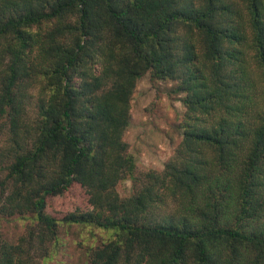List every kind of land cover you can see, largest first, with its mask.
Masks as SVG:
<instances>
[{
    "label": "trees",
    "instance_id": "obj_1",
    "mask_svg": "<svg viewBox=\"0 0 264 264\" xmlns=\"http://www.w3.org/2000/svg\"><path fill=\"white\" fill-rule=\"evenodd\" d=\"M149 74L183 138L160 173L123 140ZM131 180L133 193L117 185ZM0 264H41L59 228L112 238L88 264H264V0H0Z\"/></svg>",
    "mask_w": 264,
    "mask_h": 264
},
{
    "label": "rangeland",
    "instance_id": "obj_2",
    "mask_svg": "<svg viewBox=\"0 0 264 264\" xmlns=\"http://www.w3.org/2000/svg\"><path fill=\"white\" fill-rule=\"evenodd\" d=\"M175 85L144 75L132 96L130 123L123 140L134 157L137 173H160L172 159L183 138L181 124L185 107L183 95L174 92ZM116 191L122 198L133 193L131 180L120 182ZM30 220L14 216L0 219V234L16 243L30 226ZM112 232L91 226L63 225L58 240L47 244L49 258L41 264H88L91 250L112 238Z\"/></svg>",
    "mask_w": 264,
    "mask_h": 264
}]
</instances>
